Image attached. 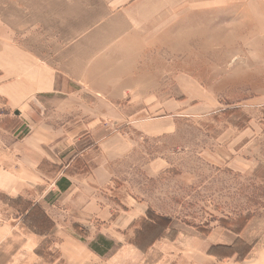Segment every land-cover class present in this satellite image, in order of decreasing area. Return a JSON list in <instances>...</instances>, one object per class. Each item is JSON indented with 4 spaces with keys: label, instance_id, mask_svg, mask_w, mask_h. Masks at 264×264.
<instances>
[{
    "label": "rangeland",
    "instance_id": "obj_1",
    "mask_svg": "<svg viewBox=\"0 0 264 264\" xmlns=\"http://www.w3.org/2000/svg\"><path fill=\"white\" fill-rule=\"evenodd\" d=\"M0 27L29 55L62 71L59 77L87 101L90 126L104 120L113 129L117 115L107 106L120 110L124 126L133 128L129 135L140 142L115 161L114 185L127 182L138 200L170 218L176 228L170 239L178 227H222L253 243L233 230L248 216L264 229V0H0ZM113 88L119 96L92 97ZM40 101L47 109L38 128L49 139L59 118L47 110L65 101ZM9 111L0 97V145L13 149L33 126L19 125ZM157 157L166 160L164 168L148 170ZM17 198L0 194V222L24 213ZM70 230L82 250L100 256L90 253L86 264H138L147 249L139 254L133 243L141 248L154 234L129 230L112 242L106 227ZM50 251V259L28 264H62L59 251ZM24 260L16 256L12 263Z\"/></svg>",
    "mask_w": 264,
    "mask_h": 264
},
{
    "label": "crops",
    "instance_id": "obj_2",
    "mask_svg": "<svg viewBox=\"0 0 264 264\" xmlns=\"http://www.w3.org/2000/svg\"><path fill=\"white\" fill-rule=\"evenodd\" d=\"M60 72L56 66L40 57L29 55L25 48L12 41L10 32L0 27L1 101L11 110L9 113H15L21 121L19 125L33 126L32 131L20 139V144L19 141L15 142L13 149L0 145V194L7 197L26 195L43 208L53 223L49 231L37 233L26 223L23 214L1 221L0 257L4 261L0 264H13L16 256L25 259L24 264L41 261L45 257L36 254V250L46 240L50 241L47 246L49 259L50 250L55 248L59 251L62 264H86V260L90 261L93 257L90 253L95 252L90 248L89 253L82 250L83 243L70 230L72 226L106 227L104 237L117 242L122 240L121 234L137 230L138 221L149 208L145 201L138 200L130 192L127 182L115 185L113 182L117 174L115 161L117 166L132 153L134 144L140 142L129 135V130L133 128L124 126L126 122L122 121V114L114 104L107 106L111 113L117 115V120L111 122L113 129L110 125L102 124L104 120L101 124L90 126L84 119L87 101L78 94V90L67 84V78L59 77ZM74 81L80 80L76 78ZM91 94L95 99H111L120 95V89L100 90ZM46 97L65 101V106L58 105L47 110L56 112V118H59L54 120L53 136L49 139H43L46 134L38 128L47 109H42L40 100ZM77 97L79 102L74 110L72 100ZM31 115L36 116L33 121V118L30 120ZM103 130L110 131L105 133ZM33 154L48 162L50 170H43ZM164 162L165 159L157 157L146 165L148 170L157 167L159 170L164 168ZM238 163L243 165L245 162ZM230 164H233L232 161ZM55 172L58 176L51 175ZM60 177L66 188L60 190L57 182L58 187L48 189L52 180ZM58 215L60 218H57ZM260 227L261 223L250 218L240 232L244 238L254 242L241 261L219 258L190 245L189 238L206 229L192 232L187 226L188 229L178 227L174 239L156 237L146 247V255L138 264H264V229ZM234 235L230 229L219 227L207 230L202 238L214 244L229 245ZM43 264L51 262L44 261Z\"/></svg>",
    "mask_w": 264,
    "mask_h": 264
},
{
    "label": "trees",
    "instance_id": "obj_3",
    "mask_svg": "<svg viewBox=\"0 0 264 264\" xmlns=\"http://www.w3.org/2000/svg\"><path fill=\"white\" fill-rule=\"evenodd\" d=\"M34 158H39L37 154H33ZM62 180V179H61ZM59 180V188L60 190H64L66 188L65 185L62 184V181ZM15 200V199H12ZM17 201L19 204H22L23 210L22 212L25 213L24 220L26 223L30 226L31 229L36 231L37 233H45L46 231H49L53 227L52 220L48 217V215L45 213V211L41 208V206L32 200L28 198H23L22 196H18ZM23 213V214H24ZM250 216H248L249 219ZM248 219L246 221L244 220L243 225L238 229H234L233 231L236 234H240L241 230L243 229L244 225L247 223ZM170 224V218L159 215L154 213L150 208L147 209L145 216H143L139 224L137 226V230H135L136 234H150L151 232H154L152 235L147 238L148 241H146L143 247L139 248V243H133L134 248L133 250L137 253L141 254L148 245L151 244V242L158 236H166L169 238H172V233H176V228H174L173 225ZM169 225V227H168ZM169 229V232L166 233V229ZM167 229V230H168ZM50 243L49 240H46L42 246H40V249L36 250L38 255L41 257H47L48 252L47 246ZM189 243L196 247H200L204 249L207 253L213 254L219 258L223 257H229L238 261H241L246 257V255L251 250L252 246L254 245V242L251 244H246L244 241H242L239 237L234 238L231 244L229 245H223V244H214L208 239L205 238H199L195 236H191L189 238ZM51 257L52 252L50 251ZM127 264V262H125Z\"/></svg>",
    "mask_w": 264,
    "mask_h": 264
}]
</instances>
